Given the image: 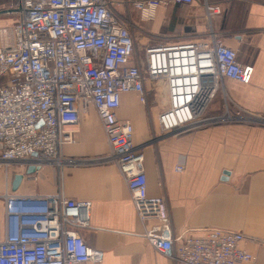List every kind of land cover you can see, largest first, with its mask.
<instances>
[{"label":"built area","instance_id":"obj_1","mask_svg":"<svg viewBox=\"0 0 264 264\" xmlns=\"http://www.w3.org/2000/svg\"><path fill=\"white\" fill-rule=\"evenodd\" d=\"M12 2L5 13L15 16V25L1 31L0 43V78H5L0 86V168L62 170L112 163L139 221L158 223L159 233L147 229L145 239L174 264L254 262L256 256L242 247L246 236L240 232L209 229L200 236L175 239L164 198L148 196L144 157L134 145L133 125L118 117L123 94L134 93L145 105L146 83L162 82L167 105L156 121L163 136L234 121L226 107L220 115L206 112L223 79L247 85L253 74V66L240 63L213 31L211 17L219 8L207 0L127 1L143 22L151 21L159 8L197 2L209 23L201 41L148 46L139 57L130 22L110 0ZM88 105L101 124L108 153L66 158L62 148L75 142L80 112ZM0 199V264H102V252L79 233L89 223V201L67 199L60 191H6Z\"/></svg>","mask_w":264,"mask_h":264},{"label":"crops","instance_id":"obj_2","mask_svg":"<svg viewBox=\"0 0 264 264\" xmlns=\"http://www.w3.org/2000/svg\"><path fill=\"white\" fill-rule=\"evenodd\" d=\"M110 1L116 4L115 10L122 4L120 0ZM207 2L219 8V13L211 17L213 31L236 52L240 63L253 66L249 84L223 79L207 106L208 115H220L226 107L234 121L146 144L152 133L141 120L143 107L134 93L121 96L118 117L139 126L140 133L145 131L137 140L134 131L133 142L144 157L148 196L164 198L175 239L200 236L209 229L240 232L246 236L242 247L256 256L254 262L244 264H264V0ZM2 7L4 4H0V43L1 31H9L15 25V19ZM133 12L138 15L134 9ZM141 22L137 34H133L137 56H142L148 46L201 41L209 24L197 2L159 8L151 21ZM6 40L10 43V38ZM4 82L5 78H0V86ZM156 84L152 83L154 87ZM163 88L165 108L167 91ZM74 138L73 144L62 148L66 158L108 153L103 129L89 105L80 112ZM178 165L182 166L181 171L175 170ZM11 171L8 178L0 169V195L6 191L20 195H52L60 191L67 199L90 202L88 226L79 233L86 244L102 252V264H174L145 239L147 229L159 233L158 223L139 221L114 164L62 170L42 166L30 174L17 167ZM17 174L22 175V180L12 191ZM3 233L0 199V240Z\"/></svg>","mask_w":264,"mask_h":264},{"label":"rangeland","instance_id":"obj_3","mask_svg":"<svg viewBox=\"0 0 264 264\" xmlns=\"http://www.w3.org/2000/svg\"><path fill=\"white\" fill-rule=\"evenodd\" d=\"M127 1L128 0H120L119 2H122V4L116 6V7H118V8H116V12L128 19V21L130 22L129 28L132 31V33L134 35H136L138 32L137 28L139 27L138 24H139V22H141V20L139 19L138 15H136L133 12V8L131 6L127 5ZM0 4H4V7H2V9L7 10L12 6L13 2H12V0H10V1L0 0ZM8 16L13 17L15 19L14 15H8ZM163 87H164V85L162 84V82H157L155 87L152 85V83H151L150 87L146 86V89L148 91L147 103L145 105L140 104L143 107V111L139 115L141 116L142 121L144 119L145 124L147 126V129H149L150 132L152 133V137L149 138L151 140L154 138H157V137H155L156 134L159 135V137H161V139L163 137H166V136H163L161 134V131H160L157 123L154 122V120L157 117V114L162 109H164V107L162 105L164 103V99H165V97L163 95V89H164ZM133 127H135L134 131H135L136 140H137V138L141 139L143 137L145 131L140 133L138 130L139 126H135V124H134ZM155 143H157V141L152 143V144H155ZM0 169L3 171V173L6 175V177H8V178L11 177V174H12L11 168L6 170L4 167H1Z\"/></svg>","mask_w":264,"mask_h":264},{"label":"water","instance_id":"obj_4","mask_svg":"<svg viewBox=\"0 0 264 264\" xmlns=\"http://www.w3.org/2000/svg\"><path fill=\"white\" fill-rule=\"evenodd\" d=\"M161 137H157V138H154L152 140H149V142H147L146 144H150V143H154L156 141H158ZM34 167H29L26 171L27 174H30V173H33L34 172ZM22 180V175L21 174H17L15 175L14 177V181L12 183V191H15L18 184L20 183V181Z\"/></svg>","mask_w":264,"mask_h":264}]
</instances>
